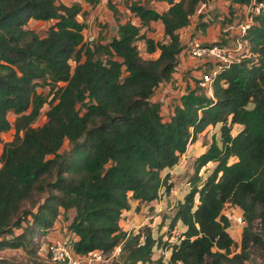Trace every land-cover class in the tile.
<instances>
[{
	"label": "trees",
	"instance_id": "trees-1",
	"mask_svg": "<svg viewBox=\"0 0 264 264\" xmlns=\"http://www.w3.org/2000/svg\"><path fill=\"white\" fill-rule=\"evenodd\" d=\"M167 1L163 12L131 4L140 23L125 19L112 40L91 45L78 19L79 2L0 0V141L12 127L9 112L17 113L14 138L0 153V250L25 247L64 210L73 211L74 250L110 255L120 246L112 264H247L254 248L264 252L258 231L264 224V11L244 35L250 55L218 71L213 96L189 89L167 117L154 99L156 89L172 78L186 46L179 30L210 0ZM31 19L53 22L43 35L27 27ZM154 20L162 22L167 41L142 33ZM141 38L147 52L160 54L144 57ZM42 82L53 95L47 120L35 125L48 101L38 91ZM218 123L222 144L213 141L196 158L193 186L174 215V223L181 220L187 229L178 241H165L167 261L155 257L161 239L150 226L123 229V211L131 198L141 208L170 192L174 181L164 170ZM237 123L243 127L233 134ZM66 141L70 147L63 150ZM211 161L216 165L204 180L200 170ZM227 203L243 210L240 244L229 231ZM29 216V225L17 232ZM0 264L21 263L0 256Z\"/></svg>",
	"mask_w": 264,
	"mask_h": 264
},
{
	"label": "rangeland",
	"instance_id": "rangeland-1",
	"mask_svg": "<svg viewBox=\"0 0 264 264\" xmlns=\"http://www.w3.org/2000/svg\"><path fill=\"white\" fill-rule=\"evenodd\" d=\"M69 1H71L72 3L79 2L82 5L83 11L78 15V19L85 23L84 33L86 42L91 45H94L98 42L108 43L110 40H112L117 35L118 24L130 17L125 9L135 2L144 1L146 5L151 6L155 9H159L160 11L166 10L164 0H117L116 2H112L113 5L116 7V5L121 4L123 8L122 10L118 8V10L116 7V13L110 6V4L106 2L107 0ZM211 2L213 3V0ZM217 2L219 5L220 1L217 0ZM207 7L208 2L201 3L197 12L192 15L190 24L192 25L194 23H199L201 30L203 31V33H205L207 30L206 25L212 22H216L214 30H217V28L219 27L216 35L217 41L234 45L237 41L240 40L241 42H243L244 46L242 49L243 51H241L239 56L243 58L247 55H250V44L249 42H247V40H245L244 35L240 34L241 32L238 30L239 27H237L240 21L246 19L247 11L244 9L245 12L239 14V12L234 10L235 8L231 4L227 6L228 8L226 7L225 9L219 11V14H211V16L214 17L211 18L210 16H208V14L211 12L207 10ZM52 22V20L31 19L28 22L27 27L34 28L40 34L44 35L46 34ZM204 23H206L205 26L203 25ZM162 28L163 25H161L160 23H154L149 29L143 28L142 33L148 34L149 36L156 35L155 39L158 41H167L168 37L164 32H162ZM194 35L195 36L191 39L201 40V37L196 34ZM191 42L192 41L186 42V49L187 47H189ZM138 43L140 51L144 57L157 56L156 53L151 54L150 52H147L146 38H141ZM72 64H75L74 60L72 61ZM212 64L213 62H203V64L200 66L203 69L202 74L210 72L213 66ZM202 74H194V76L191 75L192 83L188 82L187 84L175 85L173 87V91L169 95H164V93L160 90H156L155 98L161 103L162 111L167 117L172 113L175 105L181 101L182 95L185 94L189 89H191L193 85L194 88L198 87L200 89V92L210 95L208 94L210 92L209 88L199 83V79ZM38 91L47 96L48 101L42 107L41 113L35 125H41L47 120L46 111L49 108V100L53 95L50 85L46 84L45 82H42L38 86ZM8 116L12 122V127L2 133V140L0 141V153L2 152L4 142L13 139L15 134L14 123L17 118V113L12 111L9 112ZM242 127V124H234L232 133L237 134L242 129ZM213 141L218 142L220 145L222 144L221 123H218L217 125H209L203 132L199 134V137L195 142L188 145V148L182 155L179 163L175 165L174 168H172L174 172H171V178L174 181V186L170 192L163 193L158 199L153 200L150 205L141 206V208L138 207L137 200L131 198L129 207L130 211L127 213V210L123 211L125 213L121 225L123 229L138 230L146 226H150L152 228L153 234L161 239L160 248H155V257L161 256L167 261L170 257L171 250L167 249V244L165 243V241H178L182 233L187 229L186 224L181 220H178L174 223V215L178 209V206L185 200L186 194L191 190L193 186L194 177L196 175V158L201 153L205 152ZM69 147L70 143L66 141L63 150H66ZM236 159V157H231L230 162ZM215 165V161H211L207 163L206 166L201 168L200 172L204 180L212 172ZM164 173H166L165 170ZM198 199L199 195L197 194L195 202H198ZM241 211H243L241 207L233 203H227L224 209V212L231 216V226L229 227V231L233 233L235 237L239 238V244L242 238V235L240 236L239 232L243 229V224L236 223L235 216ZM31 217L32 216H29V218L23 222L21 227L16 228V231L19 233L24 231L25 227H27L32 220ZM73 217V211H71L70 213H65L64 210H62V213L56 221L55 225L45 234L41 235L39 233H33L30 235L31 241H28V244L25 247L1 249L0 256L10 258L11 260L13 259L14 261H17L21 264L32 263L34 259L53 261L49 257L50 254L46 250V244L48 241H50V244L52 245L54 240L58 239L66 232H70V224ZM258 231L261 232L264 236V224H261L260 227H258ZM239 244L238 246H235L233 248L235 251L240 250ZM30 250H33V252L29 253ZM120 250L121 248L116 252L114 251L110 255H106L107 258L105 259V261L96 264H112L114 258H116V256L119 254ZM247 264H264V252L258 248H254L251 258L247 260Z\"/></svg>",
	"mask_w": 264,
	"mask_h": 264
},
{
	"label": "built area",
	"instance_id": "built-area-1",
	"mask_svg": "<svg viewBox=\"0 0 264 264\" xmlns=\"http://www.w3.org/2000/svg\"><path fill=\"white\" fill-rule=\"evenodd\" d=\"M246 8V19L239 23L242 35H245L247 29L255 22V15L264 11V0H250L249 3H243ZM130 9V8H129ZM136 23L135 21H133ZM189 48L186 50L194 57L206 58L214 60V67L208 73H203L200 76L199 83L207 86L210 91L213 90L214 77L218 71L223 67H228L235 61H240L239 54L243 51V42L237 41L234 45L218 43V42H203L199 39L191 40ZM125 213L123 212L122 216ZM236 223L244 225L243 211L235 216ZM78 239V235L73 232H66L58 239L50 244H46V250L51 255L54 262H61L64 264H96L105 261L107 254L100 249H94L88 253H77L73 248V243ZM120 249L117 246L115 252Z\"/></svg>",
	"mask_w": 264,
	"mask_h": 264
},
{
	"label": "crops",
	"instance_id": "crops-1",
	"mask_svg": "<svg viewBox=\"0 0 264 264\" xmlns=\"http://www.w3.org/2000/svg\"><path fill=\"white\" fill-rule=\"evenodd\" d=\"M62 1L67 3V4H71L72 3L69 0H62ZM116 1L117 0H112V2H116ZM211 1L212 0L208 1V7H207V10L209 12H211V13L208 14V16H210L211 18H214V17L211 16V14L212 15L219 14V11H221L222 9H225L228 5H231V4L235 8L234 10L239 12V14H242V12L244 13L245 10H246V8L243 6V4L241 2H238V1H235V0H219L220 1L219 5H218L217 0H213V3ZM106 2L109 3V0H107ZM141 3L145 4L144 1L141 2ZM164 3H165V6H166V9H168V7H169L168 1L164 0ZM116 7H117V9L119 8L120 10H122V8H123V6L121 4L116 5ZM156 10H158L159 12H163V11H160L159 9H156ZM125 11L130 15L129 18H131L132 21H135L137 24L140 23L139 16L135 15V13L131 9H129V7H127L125 9ZM154 23H160L161 25H163L160 20H154V21L151 22V27H152V25ZM239 23H238L237 27H239L238 30L241 32L240 34L242 35V31L240 29ZM199 25H200L199 23H194L192 25L188 24L187 26H185V27H183V28H181L179 30L180 36H181V40H182L184 45L186 44V42L192 40L191 38H193L195 36L194 34H196L199 37H201V41L206 42V43L213 42L214 40H217L216 39V35H217L218 30H219V27L217 28V30H214L216 22H212V23L207 24L206 25L207 30H206L205 33H203V31L201 30V27ZM162 29H163L162 32H164V26H163ZM183 31H185V32H183ZM117 35H118V31H117ZM151 36L156 38V35H151ZM231 40H233V39H231ZM152 53H156L157 56H158L160 54V50H157V51L152 52ZM203 62H205V63H209V62L212 63L213 62L212 65H214V60H212V59L209 60V59L201 58V57L200 58L194 57V56L190 55V52H188V50H186V47H185L180 52V54L178 55V65H177V68H176L175 72L173 73L172 78L169 81H167V82L161 83L156 90H160L161 92L164 93V95H166V94L169 95L173 91V87L175 85L187 84L188 82L192 83L191 75L194 76V74H202L203 69L200 66L203 64ZM212 67H214V66H212ZM192 88H194V85L191 87V89ZM208 94H210L209 96H213V90L210 91ZM154 98H155V95H154ZM155 100H157V99L155 98ZM174 166L172 168H174ZM172 168H166L165 172H168V171L174 172ZM151 202H153V201H151ZM150 203L146 204V205H150ZM146 205H144V206H146ZM126 210H127L126 213L130 211L129 209H126ZM124 215L120 219V224L121 225H122V220L124 218ZM242 230H240V232H239L240 236L242 235ZM231 234L233 235V233H231ZM234 238L237 241L239 240V238H237L235 236H234Z\"/></svg>",
	"mask_w": 264,
	"mask_h": 264
}]
</instances>
